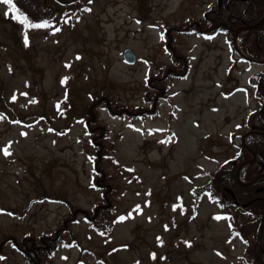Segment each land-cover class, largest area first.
I'll return each instance as SVG.
<instances>
[{
	"label": "rangeland",
	"instance_id": "obj_1",
	"mask_svg": "<svg viewBox=\"0 0 264 264\" xmlns=\"http://www.w3.org/2000/svg\"><path fill=\"white\" fill-rule=\"evenodd\" d=\"M216 1L82 0L66 8L49 0L58 27L35 31L0 0V242L59 231L63 243L48 264L239 262L247 243L232 236L229 219H217L221 210L207 196L194 208L193 190L243 141L264 64L244 58L229 33L207 29ZM130 48L134 64L123 59ZM163 84L154 115L107 107L105 100L151 109ZM92 104V119L106 127L102 155L88 132ZM103 183L112 186L113 223L99 233L87 215L105 202ZM0 254V264H27L11 242Z\"/></svg>",
	"mask_w": 264,
	"mask_h": 264
},
{
	"label": "trees",
	"instance_id": "obj_2",
	"mask_svg": "<svg viewBox=\"0 0 264 264\" xmlns=\"http://www.w3.org/2000/svg\"><path fill=\"white\" fill-rule=\"evenodd\" d=\"M228 1L236 2V0H223L221 6L217 3L207 12L208 15L205 17V22L208 24L207 29L227 32L234 39L239 28L248 27L249 29H245L238 35L241 50L251 58L264 60V51L261 49L264 23L250 28L264 16V0H249L248 6L242 12L230 11ZM10 7L13 16L20 17L16 20L23 21L31 30L58 27V24H55L56 11L50 10L41 0H12ZM66 15L64 12L63 16L67 17ZM77 16L78 14L74 15L76 18ZM31 25L44 26L32 27ZM174 59L175 64L181 62L180 57ZM186 66L188 74L190 69L188 57H186ZM185 69L183 65V70ZM169 71L170 69H165L163 73L166 74ZM156 79H159L156 75L149 78V87L154 86L153 81H157ZM261 79L262 84L256 91L260 105L249 114L243 124L245 130L242 135L250 132L246 144L239 143L232 158L226 164L220 166L219 169L209 171L207 173L208 181L193 190L194 208L198 206L201 198L207 195L209 200L216 202L221 210L215 216L229 219L232 236L239 237L247 243L246 253L238 260L237 264H264V114L262 112L264 108V71L260 75L259 81ZM155 88L159 89L156 86ZM159 90L162 92L159 94L157 92L153 98L155 104L148 110L135 108L129 111L125 107L121 108V106L115 105L112 100L105 101L110 112L115 115H121L123 112L126 117L129 114L145 117L146 115H154L157 112L158 102L163 97L159 95L166 91L164 84L163 88ZM93 105L86 111L88 115L87 122L91 125L93 123L92 126H89L88 132L92 136L93 143L100 146L99 154L102 155L107 150V148L102 149L105 146L104 139L106 135L104 134L106 133L104 131L106 127L103 123L92 119L94 117L91 114ZM113 109H117V112L112 111ZM107 156L113 159V163L116 162L113 153ZM96 162L98 163L99 160L97 159ZM97 167H99L98 164ZM104 173L102 171L101 177H105ZM240 179L243 182H240ZM101 185L106 187L105 202L95 206L92 214L87 215L93 228L99 233L105 230L110 232L113 223L107 215L110 213L109 209H111L112 204L109 199V191L112 186L104 183ZM7 242H11L15 250L24 256L27 264H48L61 247L63 238L59 231L37 236L26 235L21 240L8 237L0 242V251Z\"/></svg>",
	"mask_w": 264,
	"mask_h": 264
},
{
	"label": "water",
	"instance_id": "obj_3",
	"mask_svg": "<svg viewBox=\"0 0 264 264\" xmlns=\"http://www.w3.org/2000/svg\"><path fill=\"white\" fill-rule=\"evenodd\" d=\"M240 1H242V0H240ZM218 2L221 4V0H218ZM62 3L69 4V3H72V2H62ZM256 25H258V24H256ZM241 30L242 29H240L239 31H241ZM124 58H125L126 62L129 63V64H133V63L136 62V54L134 53L133 50H131V48L130 49H126L124 51ZM253 61L262 62L261 60H258V59L253 60Z\"/></svg>",
	"mask_w": 264,
	"mask_h": 264
},
{
	"label": "snow or ice",
	"instance_id": "obj_4",
	"mask_svg": "<svg viewBox=\"0 0 264 264\" xmlns=\"http://www.w3.org/2000/svg\"><path fill=\"white\" fill-rule=\"evenodd\" d=\"M3 3L12 5V0H3ZM12 7L14 8L15 6L13 5ZM14 19H20V17L19 16H14ZM31 26L32 27H43L44 25H31ZM26 43H27V40H26ZM3 151H4L5 155H9L10 154L7 149H4ZM121 219H124V218L121 217ZM217 219H220V217H217Z\"/></svg>",
	"mask_w": 264,
	"mask_h": 264
},
{
	"label": "flooded vegetation",
	"instance_id": "obj_5",
	"mask_svg": "<svg viewBox=\"0 0 264 264\" xmlns=\"http://www.w3.org/2000/svg\"><path fill=\"white\" fill-rule=\"evenodd\" d=\"M49 0H45L44 2L47 4V2H48ZM54 1H56V0H54ZM58 2V1H57ZM70 6V5H69Z\"/></svg>",
	"mask_w": 264,
	"mask_h": 264
}]
</instances>
